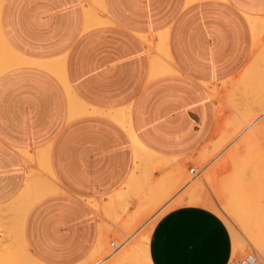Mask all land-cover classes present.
<instances>
[{"label":"crops","instance_id":"crops-1","mask_svg":"<svg viewBox=\"0 0 264 264\" xmlns=\"http://www.w3.org/2000/svg\"><path fill=\"white\" fill-rule=\"evenodd\" d=\"M0 3L9 45L26 59L60 64L69 84L34 64L0 75V205L15 199L38 168L22 152L47 149L61 191L30 209L25 242L42 263L80 264L99 235L88 200L104 202L124 186L134 146L114 119L75 114L70 94L90 109L128 110L138 140L160 156L193 155L215 127L205 84L218 85L247 64L253 46L247 16L264 17V0H100L111 23L90 28L83 0ZM159 33L175 72L152 77V56L162 55L139 35ZM151 236L159 264H223L233 256L228 226L202 206L168 209Z\"/></svg>","mask_w":264,"mask_h":264},{"label":"bare ground","instance_id":"bare-ground-1","mask_svg":"<svg viewBox=\"0 0 264 264\" xmlns=\"http://www.w3.org/2000/svg\"><path fill=\"white\" fill-rule=\"evenodd\" d=\"M99 1L83 0L86 4V28L111 23V20L104 16L106 10ZM90 4H93V6L98 5L100 7L99 11L91 10L92 7L90 8V6L92 5ZM1 8L0 3V18ZM247 19L252 29L253 46L251 54L254 59L248 68L244 70V74L239 81L244 85L246 93L243 95L242 103L228 105L234 111L233 118L229 122L231 126L217 142L204 151L198 160L192 162L194 163L192 166L181 163L176 158L160 156L142 145L134 133L128 110L124 108L117 110L90 109L76 96L70 94V103L73 111L76 112L75 114L97 113L114 119L128 133L134 146V165L124 186L107 197L104 202L88 200L99 219V235L96 246L88 257L89 261L80 264L95 263L107 253L117 249L147 219L152 218L161 208L172 201L177 195L175 193L182 189L187 181L196 178L206 165L218 158V155L220 156L222 151L232 143H234L233 149L219 162H217L218 160L215 162L211 172L200 176L183 194L187 197H184L181 201L174 199L168 207L173 208L175 202L178 205L182 201H187L186 205H194L200 197V193L205 189L206 184L204 182L209 178L217 179L226 165L231 162V165H235L234 170L236 171L223 181V193L225 195L223 200L225 202L222 204V200L220 202L217 200V203L210 210L213 211L214 209L213 212L224 221L228 212V214H233L240 220L243 225L241 228H244L248 234L242 241V235L237 233L240 239L239 243H233L235 246L233 247L231 260H236L238 255L247 253V251L254 253L257 257L253 256L257 261L264 258V203L263 201L261 203L263 206L256 205L259 202H256L257 194L259 193V196H261L264 193V156L258 150V145L264 138V17L247 16ZM139 37L150 51L153 50L156 44L155 48L162 55V57L152 56V77L175 72V65L172 64L168 53L164 50L165 37L163 34H157L156 39H153V37L151 39L147 35H139ZM154 40H156L155 43ZM24 64H34L45 68L58 76L65 88L69 89V84L60 74V64L33 61L18 55L7 42L0 20V75L13 67ZM224 83H227V81L224 80L218 85L205 84L215 104L216 118L221 116L224 107L220 106L221 101L219 100L220 89ZM250 90L256 91L254 100H250L247 94ZM243 133L245 134L237 140ZM241 147L244 148L243 152L240 151ZM22 153L28 162L35 163L36 159L38 168L29 171L26 184L15 199L0 205V264H45L39 261L28 249L24 238V225L33 205L50 194L60 192L61 188L48 168L47 149L40 150L36 154ZM248 170H250V176H248ZM160 171H166L167 173L163 172L165 175L155 180L154 174ZM211 174L212 176H210ZM134 199L140 201L139 204L144 208L143 212L127 228L123 229L122 235L111 239L110 234L106 232V221H110V218L115 217L122 206L128 207ZM229 222L231 221L229 220ZM234 237L236 239L238 235ZM133 250L134 247L131 250L124 251L117 258L118 264H131Z\"/></svg>","mask_w":264,"mask_h":264},{"label":"rangeland","instance_id":"rangeland-1","mask_svg":"<svg viewBox=\"0 0 264 264\" xmlns=\"http://www.w3.org/2000/svg\"><path fill=\"white\" fill-rule=\"evenodd\" d=\"M254 59V56H252V54H250V58L247 62V64L244 66V68L234 77L228 80L227 83H224L221 86L220 92L221 95L219 96V100L221 101L220 106H224L223 107V111L221 112V116L217 117L215 120V127L214 130L210 136V138L208 139V141L206 142V144L195 154L190 155L188 157L179 159L178 161L181 163H187L189 166L194 165V163H192L195 160H198L200 158V156L204 153V151H206V149L208 147H210L211 145H213L215 142H217L221 136L228 130V128L231 126L229 124V122L231 121V119L233 118V113L234 111L231 110V107H229L228 105L231 104H235V103H242V100L244 98V93H246L245 87L244 85H242L239 81L241 79V77L244 74V70H246L248 68V66L250 65L251 61ZM247 94L250 97V100H254L255 99V94L256 91L255 90H250L247 92ZM245 133H243L237 140H239ZM264 138H262V140L260 141V144L258 145V150L259 152L261 151V154L264 156ZM234 143H232L229 147H227L224 151H222V153L220 154V156L218 155V158H216L213 162H211L210 164L206 165V167H204V169L199 173V175L194 178L192 181H187V183L185 185H183L182 189H180L179 191H177V194L174 199H177L178 201H181L184 197L187 196H183V194L190 188V186L200 177L203 176L204 174L211 172L213 166L215 165V162H219V160H221L228 152H230L233 149ZM242 145V144H241ZM243 147V146H242ZM240 148V151H244V148ZM245 154V153H244ZM220 158V159H219ZM226 163V162H225ZM264 164V163H263ZM229 167V168H227ZM235 169V165L232 164L231 162L228 163V165H226L225 169H223V171L221 172V174L218 176L217 179L215 178H209V180H206L204 182V184H206L205 189L200 193V197L197 199V201L194 203V205L196 206H202L205 207L207 209H212V207L215 205V203H217V200L220 202V200H222V204L225 202L224 197V193H223V185H224V179H227L228 177H230L231 175H233L235 173L236 170ZM248 176H250V170H248ZM157 172L154 174V179L157 180L159 178H161L163 175H165L164 173H167L166 171L163 173ZM212 176V174L210 175ZM209 176V177H210ZM257 201L258 203H256V205H262V201L264 203V197L262 198V196H264L261 194V196H259L260 194H257ZM263 199H261V198ZM261 200H259V199ZM173 199V200H174ZM172 200V201H173ZM167 203L163 209V212H160V215H154L153 217H155V219L149 218L147 219L140 228H138L130 237H128L126 240H124L120 246H118L117 249L113 250L110 253H107L105 256H103L101 259H99L98 261H96L95 263L92 264H101V262H103V264H118V260L117 258L120 257V255L124 252V251H128L131 250L136 244L137 242L145 235V233H149V230L152 229V231L149 233L150 235L153 232V228L155 226V223L158 221V219L161 217V215L163 213H165V211H167L168 209H170V207H168L171 202ZM139 200L138 199H134V201L128 206H122V208H120L117 211V214L115 217L110 218V221H106L105 223V228H106V232L108 234H110V238L113 239L115 236H120L123 233V229L127 228V226L137 217L140 216V214L143 212L144 208L141 207V205L139 204ZM179 203V202H178ZM175 207L177 206V202L174 203ZM173 204V205H174ZM180 204V203H179ZM214 211V209H213ZM229 213V212H228ZM225 216V223L228 226L230 233L232 234V239L233 243H239V234L240 233L242 236V241L243 239L246 238V235H248L245 232L242 223L240 222V220L234 216L233 214H228ZM157 214V213H156ZM229 220L231 222H229ZM233 222V224H232ZM229 225H231L229 227ZM233 225V227H232ZM237 227V228H236ZM234 228V229H233ZM238 232H237V230ZM244 229V231H242ZM242 231V232H241ZM234 232V233H233ZM236 233V234H235ZM237 236L236 239L234 236ZM238 239V240H237ZM235 241V242H234ZM237 241V242H236ZM241 242V240H240ZM233 244V247L235 246ZM248 255H254L255 257H257L254 253H252L251 251H247V253H243L240 256L238 255V258L236 259V261L239 263V261L241 259H243L244 257L248 256ZM258 259V258H257ZM89 260L86 259L85 263L88 262Z\"/></svg>","mask_w":264,"mask_h":264},{"label":"snow or ice","instance_id":"snow-or-ice-1","mask_svg":"<svg viewBox=\"0 0 264 264\" xmlns=\"http://www.w3.org/2000/svg\"><path fill=\"white\" fill-rule=\"evenodd\" d=\"M187 201H182L177 207L186 206ZM164 209L161 208L160 212H163ZM160 212L156 215L159 216ZM155 219V217H153ZM152 229L149 230V233ZM149 233H145V235L137 242L134 246L133 250V258L131 260V264H159L157 259V249H156V242L155 238L151 236ZM103 264V262H101ZM223 264H229L227 256L223 261ZM230 264H238V262L233 259L231 260ZM256 264H264V258L260 261H257Z\"/></svg>","mask_w":264,"mask_h":264},{"label":"built area","instance_id":"built-area-1","mask_svg":"<svg viewBox=\"0 0 264 264\" xmlns=\"http://www.w3.org/2000/svg\"><path fill=\"white\" fill-rule=\"evenodd\" d=\"M257 260L253 255H248L239 261L240 264H256Z\"/></svg>","mask_w":264,"mask_h":264}]
</instances>
